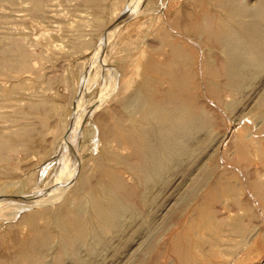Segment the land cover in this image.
I'll list each match as a JSON object with an SVG mask.
<instances>
[{
    "label": "rangeland",
    "instance_id": "374dc122",
    "mask_svg": "<svg viewBox=\"0 0 264 264\" xmlns=\"http://www.w3.org/2000/svg\"><path fill=\"white\" fill-rule=\"evenodd\" d=\"M211 2L210 10H226ZM200 4L0 0V264L33 234L25 214L36 212L35 223L46 225L107 175L110 151L128 153L103 133L116 109L131 107L164 35L205 57L199 40L177 26L193 20ZM214 49L215 84L202 86L200 97L211 126L199 130L195 152L150 181L144 198L142 180L117 165L135 190V212L107 231L87 230L73 253H59V233L49 227L46 240L34 238L40 256L29 264H78L76 256L80 264H264V62L244 67L230 85Z\"/></svg>",
    "mask_w": 264,
    "mask_h": 264
},
{
    "label": "bare ground",
    "instance_id": "6f19581e",
    "mask_svg": "<svg viewBox=\"0 0 264 264\" xmlns=\"http://www.w3.org/2000/svg\"><path fill=\"white\" fill-rule=\"evenodd\" d=\"M211 1L226 10L223 13L210 10L208 4ZM199 2L202 10L193 15V20H183L177 26L180 25L183 36L199 40L207 49L205 57H195L187 45L165 32L164 46L159 51L161 55L156 54L158 58L149 56L143 74L141 73L139 88L133 92L131 107L124 105L121 110L116 109L113 123L106 130L102 128V132L105 130L103 135L116 140L119 148L127 149L128 153L121 154L111 149L113 151H110L108 157L113 162L104 166L107 175L99 176L94 183L87 185L88 188L85 187V198L78 195L63 210L54 212L46 225L39 226L35 223L36 212L25 214L23 220L27 226L30 225L35 235L32 234L29 239H20L17 252L8 256L6 264H29L30 257H39L40 252L35 253L33 249V241L34 238L46 240L44 230H49V227L57 228L59 233V253H73L76 244L84 240L87 230L96 235L99 225L100 230L107 231L127 211L135 212L137 203L134 205L131 200L135 190L125 182L120 169L116 168L120 163L142 180L145 190L140 193L144 198L150 181L158 179L164 174V170L173 168L170 165H178L184 157L195 152L202 142L199 130L207 132L211 126L207 109L209 105L206 106L207 102L200 97L205 91L202 86L215 84L209 76L215 71V57H212L214 48H219L222 52L223 74L226 83L230 85L238 82L244 67L263 64L264 0H254L251 6L244 5L241 0ZM200 71L208 75V78H204V85L199 79ZM81 183L80 185L85 184ZM42 199L43 193H40L35 202ZM74 261L80 264L82 259L76 256Z\"/></svg>",
    "mask_w": 264,
    "mask_h": 264
}]
</instances>
